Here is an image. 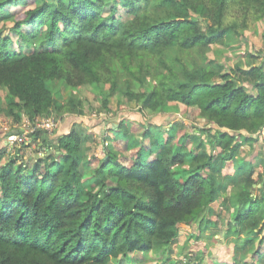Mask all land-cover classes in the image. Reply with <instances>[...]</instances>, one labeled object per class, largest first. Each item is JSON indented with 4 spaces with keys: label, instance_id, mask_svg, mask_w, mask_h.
<instances>
[{
    "label": "trees",
    "instance_id": "obj_1",
    "mask_svg": "<svg viewBox=\"0 0 264 264\" xmlns=\"http://www.w3.org/2000/svg\"><path fill=\"white\" fill-rule=\"evenodd\" d=\"M31 1L0 0V92L7 93L6 113L14 121H21V112L35 127L52 112L82 118L95 110L89 97L73 91L59 104L57 95L90 88L103 113L118 97L153 112L183 107L205 123L180 137L179 123L165 131L149 124L145 143L133 135L140 126L122 118L110 130L126 138H109L102 156L89 158V188L81 165L90 137L77 130L56 139L33 132L50 154L28 173L17 164L21 149L1 164L4 148L0 264H114L132 253L163 250L240 172L242 166L234 167L240 143L264 132V56L248 68H228L214 56L216 46L264 19V0ZM32 3L17 16L7 11ZM11 21L28 52H12L14 38L4 34ZM246 165L243 187L234 194L240 204L234 224L241 227L237 235L255 237L264 220V170L253 178V163ZM254 243L251 238L240 248ZM261 251L255 261L262 260Z\"/></svg>",
    "mask_w": 264,
    "mask_h": 264
},
{
    "label": "rangeland",
    "instance_id": "obj_2",
    "mask_svg": "<svg viewBox=\"0 0 264 264\" xmlns=\"http://www.w3.org/2000/svg\"><path fill=\"white\" fill-rule=\"evenodd\" d=\"M32 0L31 2H33ZM56 1V0H53ZM40 4V2L38 3ZM35 3L29 6L22 4L10 7L7 11L13 12L16 16L22 14L27 9L33 7ZM37 5V3H36ZM110 5V4H109ZM127 18V17H126ZM125 19V18H124ZM12 21L8 22L4 29V34H10L14 40L11 44V50L14 53L20 54L28 52L23 42H20L17 35L11 31ZM257 55V56H256ZM217 60L221 61L228 68H233L240 64L243 68H248L251 64L261 62L264 56V19L254 22L250 28L244 29V33L239 36H233L227 41L224 46H216L215 55ZM256 56V58L254 57ZM118 68V66H116ZM101 92L105 91V86L100 87ZM90 88H77L72 90L67 88L65 92L57 95L58 103H65L69 93L76 92L80 95L89 97V102L94 106V111L87 112L82 118H75L67 114H58L52 112L47 119L39 121L38 127H33L27 120V115L20 113L21 121L16 122L12 117L6 113V105L9 103L6 92H0V132L5 134L12 132V134L29 132L33 133L36 130H44L50 137L57 138L62 134V124H67L65 127L69 132L77 130L82 138L90 137L89 141L83 143L84 155L81 170L86 178L83 184L89 188L93 181L92 170L89 167V158L96 154L102 156L104 145L109 138L113 139L117 136L126 138L123 132L111 131L110 128H117L121 119H126L130 125H138L140 129L133 134L137 140H144L145 143L150 142L144 134L145 127L149 124L161 126L165 128L170 127L172 123H179L180 129L178 136H182L184 132H192L196 128L203 127L205 121L199 116L195 118L189 117V111L183 107L163 108L162 110L153 112L150 109L144 108L138 102L121 101L118 97L111 99V111L103 113L98 111L100 106L99 101H94V94ZM96 92V90H95ZM90 104V103H89ZM142 110V111H141ZM191 118V119H190ZM76 121V122H75ZM46 124L49 126H43ZM71 129V130H70ZM160 132L158 129H153V133L157 135ZM31 133V134H32ZM167 135H163L166 137ZM250 136V135H248ZM254 141L250 143H240L238 156L234 159L235 169L238 166L240 172H236L234 177L229 178L223 188L218 192L216 203H214L202 216L195 218L186 225L179 227V235L174 242L160 251H153L149 253H132L124 259L114 261V264H264V220L259 224L256 232L257 236H246L243 233L237 235L235 231H240V226L234 224V216L236 215L240 204L236 202V191H240L243 185L239 184V179L242 177L247 169V163L252 162L254 167L253 178H257L264 170V132L262 134H255L252 136ZM40 139H32L27 141V144L21 146V157L18 158L17 164L22 165L28 173L35 166L38 160L48 158L50 151L48 148L39 146ZM29 142V143H28ZM241 142V141H237ZM198 143H194L190 148L191 152L196 153ZM52 148H50L53 155ZM17 148L6 152L2 158L3 165L10 157L14 156V151ZM18 150V149H17ZM206 150L211 151V146L206 143ZM16 157V156H15ZM124 160V158H121ZM187 171L179 169L180 175H185ZM264 184V180H263ZM262 184L253 186V195H260ZM234 226L231 228L230 225ZM251 238L255 239V243L248 248L241 249L245 241ZM263 240V242H262ZM263 253L260 262L255 261L256 255Z\"/></svg>",
    "mask_w": 264,
    "mask_h": 264
},
{
    "label": "built area",
    "instance_id": "obj_3",
    "mask_svg": "<svg viewBox=\"0 0 264 264\" xmlns=\"http://www.w3.org/2000/svg\"><path fill=\"white\" fill-rule=\"evenodd\" d=\"M29 122V121H28ZM31 123V122H29ZM32 124V123H31ZM39 124V122H38ZM38 124L36 125V127H38ZM43 126H49V125H46V124H42ZM32 126L35 128V126L32 124ZM32 133V132H31ZM29 133V132H22L21 134L20 133H17V134H12V132H9V136H8V144H9V148H8V152H10L11 149H14L15 147L17 149H20L21 146H23L24 144H27V141H32V134ZM24 143V144H23ZM29 143V142H28ZM18 145H21V146H18ZM17 149L14 151V156L15 155H18V153H16ZM7 152V153H8Z\"/></svg>",
    "mask_w": 264,
    "mask_h": 264
},
{
    "label": "crops",
    "instance_id": "obj_4",
    "mask_svg": "<svg viewBox=\"0 0 264 264\" xmlns=\"http://www.w3.org/2000/svg\"><path fill=\"white\" fill-rule=\"evenodd\" d=\"M28 120V119H27ZM67 126V124H63L62 126H61V128H62V130H63V132H62V134H64V133H67V132H65L67 129L65 128ZM8 136H9V132H7V133H5V134H1V132H0V152L4 149V148H6L7 150H8V148H9V144H8Z\"/></svg>",
    "mask_w": 264,
    "mask_h": 264
}]
</instances>
